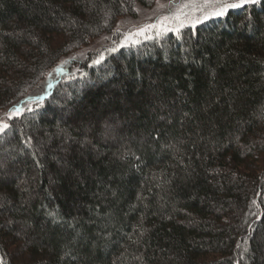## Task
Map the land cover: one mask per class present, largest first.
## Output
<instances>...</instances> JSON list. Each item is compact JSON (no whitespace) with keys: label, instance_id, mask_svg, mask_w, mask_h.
Instances as JSON below:
<instances>
[{"label":"trees","instance_id":"16d2710c","mask_svg":"<svg viewBox=\"0 0 264 264\" xmlns=\"http://www.w3.org/2000/svg\"><path fill=\"white\" fill-rule=\"evenodd\" d=\"M154 1L0 0V108ZM138 35L0 126V264H264V0Z\"/></svg>","mask_w":264,"mask_h":264},{"label":"rangeland","instance_id":"374dc122","mask_svg":"<svg viewBox=\"0 0 264 264\" xmlns=\"http://www.w3.org/2000/svg\"><path fill=\"white\" fill-rule=\"evenodd\" d=\"M212 11L213 8L211 6L205 7V0H155L149 7L137 6L135 16L119 18L116 24V30L113 33L90 40L88 44L78 48L74 52L77 54L75 57L74 55H70L58 61L57 65L48 70L45 77L25 92L27 93L26 98L6 105L2 109L0 108V126H3L10 117L19 114L20 109L25 107L24 101L26 99L35 100L45 95L55 82V78L62 74L65 68L72 63V60L75 58L83 59L88 53H101L99 51H101L102 46L115 42H112L111 38L116 36V33L120 36L128 32L130 36L127 41H130L138 35L133 36L135 32L139 33L140 29L147 28L148 34L153 30L159 34L164 31L167 32L168 30H177L182 27L180 26V22L175 19L176 16H180V19L184 22L183 27L193 26L202 21L204 22L208 18L215 17V15L210 14ZM206 14L207 18H205ZM161 22H163L162 25ZM150 25L155 27H149Z\"/></svg>","mask_w":264,"mask_h":264},{"label":"snow or ice","instance_id":"6c2138e0","mask_svg":"<svg viewBox=\"0 0 264 264\" xmlns=\"http://www.w3.org/2000/svg\"><path fill=\"white\" fill-rule=\"evenodd\" d=\"M261 0H205V7L211 6L213 8V11L210 13L211 15L215 16H224L229 9L234 8H240L243 7L246 4H258ZM205 18H207V14L205 15ZM175 19L180 22V26H184V22L180 19V16H176ZM163 22H161V25ZM149 27H155V26H149ZM147 32V28L140 29L139 33L137 34H144ZM99 61H97L98 63ZM4 127H7V125H4Z\"/></svg>","mask_w":264,"mask_h":264}]
</instances>
